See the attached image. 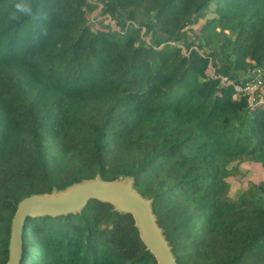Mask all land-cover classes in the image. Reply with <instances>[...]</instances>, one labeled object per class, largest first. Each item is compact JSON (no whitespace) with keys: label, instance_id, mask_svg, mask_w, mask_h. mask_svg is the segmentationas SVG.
I'll list each match as a JSON object with an SVG mask.
<instances>
[{"label":"trees","instance_id":"16d2710c","mask_svg":"<svg viewBox=\"0 0 264 264\" xmlns=\"http://www.w3.org/2000/svg\"><path fill=\"white\" fill-rule=\"evenodd\" d=\"M210 65L264 70V0H0V264L23 198L97 176L134 180L177 264H264V107ZM23 239L21 264H159L99 199Z\"/></svg>","mask_w":264,"mask_h":264},{"label":"water","instance_id":"95a60500","mask_svg":"<svg viewBox=\"0 0 264 264\" xmlns=\"http://www.w3.org/2000/svg\"><path fill=\"white\" fill-rule=\"evenodd\" d=\"M91 199L115 205L122 212L131 213L141 231V237L159 264H177L172 247L157 223L152 200L134 188L130 177L115 181L95 179L76 183L52 194H33L23 198L11 223L9 258L7 264H21L23 258V230L27 217L45 214H67L81 211Z\"/></svg>","mask_w":264,"mask_h":264},{"label":"built area","instance_id":"2783aa9c","mask_svg":"<svg viewBox=\"0 0 264 264\" xmlns=\"http://www.w3.org/2000/svg\"><path fill=\"white\" fill-rule=\"evenodd\" d=\"M213 77H220L225 85H232L238 98H247L250 108L264 107V70L252 68L240 74V81L232 80L227 76H217L215 69L210 65Z\"/></svg>","mask_w":264,"mask_h":264},{"label":"rangeland","instance_id":"374dc122","mask_svg":"<svg viewBox=\"0 0 264 264\" xmlns=\"http://www.w3.org/2000/svg\"><path fill=\"white\" fill-rule=\"evenodd\" d=\"M110 17V15L106 12H103L101 11V9L99 10L98 8L95 10V13L93 12V14H91V21L90 22H94L96 20H98V18H103V17ZM144 39L149 41L150 39V36L149 35H144ZM241 74L244 73V72H240Z\"/></svg>","mask_w":264,"mask_h":264},{"label":"clouds","instance_id":"9594fccd","mask_svg":"<svg viewBox=\"0 0 264 264\" xmlns=\"http://www.w3.org/2000/svg\"><path fill=\"white\" fill-rule=\"evenodd\" d=\"M16 7H17L18 10H21V11L24 10V8H23V6L21 4H18Z\"/></svg>","mask_w":264,"mask_h":264}]
</instances>
